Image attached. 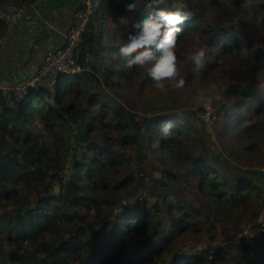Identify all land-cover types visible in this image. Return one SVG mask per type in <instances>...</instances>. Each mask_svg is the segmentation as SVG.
<instances>
[{
  "label": "trees",
  "instance_id": "obj_1",
  "mask_svg": "<svg viewBox=\"0 0 264 264\" xmlns=\"http://www.w3.org/2000/svg\"><path fill=\"white\" fill-rule=\"evenodd\" d=\"M23 1L27 0H0V2ZM113 1L92 0L93 11L83 33V44L95 59H100L98 54L106 49V46L97 45L95 29L99 37H102L105 31L103 24L105 14L109 13L110 21L113 23L122 13L117 3L113 4ZM170 1L171 5L175 1L178 2V0ZM131 2L133 1L128 3ZM134 2L138 10L131 14L132 23L141 20L152 10L145 7L148 0H134ZM183 2L188 5L186 10L190 11L192 16L181 25L183 31L178 35L176 46L181 41L185 40L183 43H186L193 39L192 41L198 42L203 37L205 42L202 47H207L205 69L211 65L207 56L227 55V62L232 63L239 72V79L224 87L225 96L231 99L236 109L235 117L224 124V129L231 134L232 140L242 135L243 131H245V141L251 140L252 136L261 139L264 136L262 126L264 124V46L255 47L250 61L247 62L245 58L238 56V51L246 45L244 40L248 34L243 29H236L233 25L229 27L227 24L235 13L241 12L250 30L258 27L264 32V0H190L189 2L183 0ZM227 3L232 6L228 8ZM204 15L214 18L210 22ZM258 17L261 18L259 21ZM5 25L6 23L0 18V33ZM131 31L133 29L130 23L124 38ZM120 46V44L112 46L117 52L120 68L105 67L106 74L110 76L111 86L116 90L122 87L119 77H124L123 71H125V58H122L118 51ZM229 52L233 53L232 58L236 61L230 59ZM115 61H112L111 65L114 66L117 63ZM91 67V71H81L75 73L73 77L67 73L62 74L52 92L42 87L30 88L23 97L14 101L13 107L5 104L0 89V204L4 202L12 204L9 208L0 209V239H5L8 246L7 264H70L71 253L79 256L74 264H156V260L162 261L160 264H212L208 259L211 254L218 253L220 257L231 259L228 248L235 241L243 243L241 247L243 264H264V244L258 245L260 238L264 240V231L259 229L257 220L258 208L264 206V196H261L260 189L252 177L242 172L232 179L222 173L220 171L222 161L219 160L218 155H209L201 137H199V150L194 155L188 154L180 144L181 135L190 131L188 122H193L192 116L186 111L137 117L134 113L124 112L122 106L114 109L108 102L102 101L97 89L89 90L90 79L97 80L96 68L92 63ZM192 67L193 65L188 61L189 80H192L195 72ZM69 77L73 78V82H63L68 81ZM149 80L145 73L143 81ZM75 84L81 86V93L82 91L85 93L87 102L85 106H81L75 99L65 102L71 97ZM152 99L157 104L167 102L166 96L158 98L155 96ZM252 102L256 105L252 113L250 114L248 110L244 115L243 110H246ZM95 105H98V109L92 110L90 107ZM199 108L202 111L204 109ZM214 109L216 114L221 109L225 110L224 102H219ZM35 114L43 127L51 131L60 141L57 147L46 143L28 126H21L26 121L32 123ZM254 115L258 118L257 121L254 120ZM108 117L114 121L108 119L103 127L115 129L116 136H103L104 143L87 140V134L94 130L95 122ZM196 120L202 125L199 118ZM169 122L172 124L173 135L169 139H162L160 130ZM239 125H243V128H239ZM68 131L71 132L70 135ZM146 134L154 136L159 141V145H155V148L162 157L176 163L177 169L183 171L186 178L195 181L200 196L208 204L217 208L223 207L222 203L230 205V209L224 211V216L228 212L235 211L238 204H242L244 211L246 207H250L252 211L250 210L249 216L254 221L251 228L254 230L256 240L249 244L244 239L246 233H238L241 228L234 222L236 228L230 237L231 243L224 241L205 245L191 253H179L167 258V253L174 248L176 232L188 231L185 217L189 215V211L182 212L179 217L175 215L176 210L183 207L182 205L175 207L171 200L177 195L169 183L176 180L171 169L161 171L166 179L160 178L150 182L147 147L142 142ZM71 137L76 139L77 144L84 141L85 150L80 153V159L75 158L72 161L69 166L70 174L66 180L64 159L68 151L76 149V146L71 145ZM105 143L128 147L132 154L129 157L121 154L120 159L117 156L105 157L107 155ZM236 146L240 149L239 153L245 155L252 154L251 151L255 149L254 143L244 145L240 139ZM237 148L230 149L233 151ZM123 163L127 168L124 177L112 183L108 181L103 183L102 173L105 172V166L110 165L117 169ZM131 164H135V169L140 171L136 177L133 176ZM55 183H60L57 193L52 191ZM130 183L133 184L138 197H141L139 189L148 184L147 187L154 198L151 205L144 203L140 206L136 199L124 201L122 191ZM86 186H90L88 189L91 195L86 192ZM104 195L109 196L106 209L101 205V198ZM13 197H17L22 203L14 204ZM80 207L93 208L94 212L84 213ZM114 208L118 209L114 210ZM162 210L170 216L166 220L165 227H160V219L156 218L157 213ZM38 233H42L44 237H40ZM235 234L237 240L234 239ZM251 235L252 232L246 237ZM127 243H131L133 249L126 255L124 247ZM138 245L142 246V250L136 253L135 249ZM249 245L255 247V253H250ZM83 249L86 251H82ZM150 253L157 254L153 263L150 261ZM0 264L4 263L0 260Z\"/></svg>",
  "mask_w": 264,
  "mask_h": 264
},
{
  "label": "rangeland",
  "instance_id": "obj_2",
  "mask_svg": "<svg viewBox=\"0 0 264 264\" xmlns=\"http://www.w3.org/2000/svg\"><path fill=\"white\" fill-rule=\"evenodd\" d=\"M129 1L133 0H114L113 4L116 2L122 10L121 14H126L124 13V8ZM186 1L189 2L190 0ZM175 3L177 2L175 1ZM231 6V4L227 3L228 8H230ZM160 7L167 10H173L170 0H166L165 4L161 5ZM204 16L210 22L212 18H214L210 15ZM233 17L230 22L228 21L229 23L227 25L229 27L233 25L236 27V29H243V31L248 34L247 38L244 40L246 45L238 51V56L245 58V60L249 62L253 49L255 47L264 46V32H262L258 27L250 30L249 26L247 25L248 23L246 22V18L241 12L235 13ZM104 18V34L102 37H99L98 32L95 29V41L99 47L106 46V49L104 48L100 52V54H98V58L100 59H95V56L91 53L90 61L96 68L95 74L97 76V80L94 78L90 79L89 90L95 91V89H97L99 91V98L102 101L108 102L114 109L122 106L124 112L134 113L135 115H137V117L163 115L165 113L167 114L177 111H186L192 116L191 119L193 120V122H188L190 131L184 132L180 137V144L184 146L183 148L185 149V151L190 155H194L199 150V137H201L208 148L207 150L209 155H218L219 160L222 161V166L220 167V171H222V173H225L232 179L242 172L248 173V175L252 177L254 183L259 187L260 194L263 197L264 184L262 177L259 176V172L264 170V136L261 139H259L257 136H252L251 140L245 141V131H243L242 135L232 140L231 134L224 129V124L226 122L229 123L230 119L235 117L236 115V109L234 108L231 99L226 97L223 92L224 87L229 85L231 82H235L239 79V72L233 67L232 63L227 62V55L223 56L221 54L219 57H215L214 55L207 56L208 60L211 61V65L209 67H206V69L204 68L201 72H194L192 80H189L187 78L188 74L190 73L188 69L187 57L190 56L197 47H202L205 39L201 37L198 42H194L192 41L193 39H190V41L183 43L185 41L184 40L181 41L178 46H176L179 78H183L185 80V86L182 89L177 90L172 87H168L167 91L160 92L153 86V82L151 79L146 82L143 81V77L145 74L143 69L133 68L129 70L125 68V71H123L124 77H119V81L122 84V87L121 89L116 90L111 86L110 76L106 74L107 71L105 72V67H107L108 69L114 67L120 68L119 59H117V52L112 46H115L116 44H120L122 46L123 43L126 42V38H124V35L125 32L129 29L130 24L114 29L112 27L113 23H111L110 21L109 13H106ZM260 19V17L257 18L258 21ZM232 54V52H229V55L231 56L230 59L236 61L235 58H232ZM112 61H115L117 63H115L113 66L111 65ZM72 77H69L68 81L63 82H73ZM213 85L214 88L211 87ZM80 87L81 86L78 84L74 85L71 97L66 99V103L69 102L70 99H75L81 106L86 105V96L84 91H82L81 93ZM131 89L132 91H130ZM138 90L139 92H137ZM201 90H204L205 97H212L211 103L207 102L206 99L201 100ZM155 96L157 98L159 96H166L167 102L164 104H157L155 103V100L152 99V97ZM219 102H224L226 109H221L220 112L216 114L214 113V107H217ZM255 106L256 105L254 102H252L251 105L247 106L246 110H243L244 115L247 114L248 110L251 114ZM199 107L204 108L203 111L200 110ZM90 108L92 110H97L98 105L91 106ZM197 118L202 121V125L200 124L199 120H196ZM108 119L110 118L108 117L97 120L95 122L94 130L87 134V140H94L96 142L104 143L103 136L115 137V129L111 130L103 127L104 123H106ZM257 119L258 118L254 115V120L257 121ZM110 120L114 121V119ZM32 121V123L30 121L23 122L21 126H28L34 131L35 135H37L38 137L41 136L42 139H44L45 142L50 144L52 147H57L60 144V141L57 140L56 137H54L53 133L43 127L37 114L34 115ZM245 124H247V122ZM243 125H239L238 127L243 128ZM262 126L264 127V124ZM68 133V135L71 134V132L69 131ZM142 139V142L146 144L147 147L146 150L148 168L150 170V182H154L160 178L166 179V176L163 175L161 171L163 169H171L173 171V174L176 176V180L174 182L170 181L169 183L175 189L177 194L171 200L175 207H178L180 205H182L183 207L180 210H176L175 215L176 217H179L182 212L189 211V215L185 217L188 223V231L185 233H181L179 231L176 232L173 241L174 248L167 253V258H172L179 253H191L192 251L205 245H214L215 243H222L224 241L231 243L230 237L233 233V230L236 228L233 225L234 222L237 224V227L241 228L238 233H246V235H248L252 232L253 235H255L254 230L251 228V225L254 221H252V217L249 216L250 210L252 211L250 207H246L244 211L242 204H238V208H236L235 211L228 212L226 216H224V211H228L230 209L229 204L222 203L223 207L220 208H217L212 204H208L205 199L200 196L195 181L192 178H186L183 175V171L180 172L177 169L176 163H174L173 161H167L157 152V149L155 148L157 139H155L154 136L146 134ZM239 139L244 145L254 143L255 149L254 151H251L252 154L245 155L244 153H239L240 149H238L236 146ZM105 146L107 147V155L105 157L117 156L120 159L121 154L128 157L132 154V151L125 146H116L114 144L109 145L107 143H105ZM231 147L237 149L231 151ZM75 158H81L78 154H76L75 149L73 151H68V154L64 159V165L66 168L64 178L66 180L70 174L69 166L71 165L72 161L75 160ZM131 167L133 176L136 177L137 175H139L140 171L135 169V164H131L130 168ZM126 169L127 168L124 163L117 169H115L113 166L106 165L105 172L102 173L103 183L105 181L112 183L115 182L118 178L124 177V174L127 172ZM147 186L141 187L139 189L141 192V197H138L137 191L134 190L133 184L130 183L129 186L122 191V197L124 201H134L136 199L137 204L140 206L144 205V203L145 205H151L154 198L150 193V189H148L149 186ZM88 187L86 186V192L90 194ZM59 189L60 186L58 187V190ZM107 199H109L108 195H104L101 198V205L105 209L107 208ZM13 201L14 204L22 203V201L17 197H13ZM251 201L252 199H250V202ZM122 203L123 201H121V204ZM11 206V203L4 202L0 204V209H3L4 207L9 208ZM262 207L258 208L259 220L264 217V211ZM117 209L118 208H114V210ZM80 210L84 213L94 212L93 208L88 209L87 207H80ZM156 218L160 219L159 226L165 227L166 220L170 218V216L165 210H162L157 213ZM167 231L169 232L168 227ZM38 235L40 237H44L42 233H38ZM246 235L244 239L246 238ZM234 239H238L237 234H235ZM262 244H264V240L260 238L258 245ZM242 245V241H235L234 244H231L229 246L228 251L232 256L231 259L220 257L218 253L217 255L215 254L209 256L210 258L212 257V259H210L209 257L208 259L212 262V264H243L244 258L242 257ZM131 249H133L131 243H127L124 247V253H126L127 255V252ZM7 250L8 246L6 240L1 238L0 260L4 264H7ZM141 250V245H138L135 249L136 253L140 252ZM82 251L85 252L86 250L83 249ZM255 251V247H253V245L250 246V253H255ZM156 256L157 254L150 253V261L152 263L155 262L153 259ZM78 257V255L71 253L70 264H74ZM155 263L160 264L162 263V261L156 260Z\"/></svg>",
  "mask_w": 264,
  "mask_h": 264
},
{
  "label": "clouds",
  "instance_id": "obj_3",
  "mask_svg": "<svg viewBox=\"0 0 264 264\" xmlns=\"http://www.w3.org/2000/svg\"><path fill=\"white\" fill-rule=\"evenodd\" d=\"M166 0H148L145 5L152 9L141 20L132 23V15L138 8L134 2L125 5L124 13L116 17L112 27L127 26L131 23L133 31L129 32L126 42L119 47V55L125 58L126 69H143L146 76L153 82V86L160 92L168 87L180 90L185 86V80L179 78L177 67V39L183 31L181 25L191 19L192 13L187 11L188 5L178 0L172 5L173 10L161 8ZM207 47H197L187 60L193 65L192 70L201 72L205 68ZM167 82V83H166ZM214 88V85L211 86ZM201 100L211 103L212 97H205L204 90L200 93ZM172 124L165 123L160 135L162 139H169L173 133ZM159 141L156 142V146ZM58 189H54L57 193Z\"/></svg>",
  "mask_w": 264,
  "mask_h": 264
},
{
  "label": "built area",
  "instance_id": "obj_4",
  "mask_svg": "<svg viewBox=\"0 0 264 264\" xmlns=\"http://www.w3.org/2000/svg\"><path fill=\"white\" fill-rule=\"evenodd\" d=\"M33 3L34 0L0 2V18L5 23H11L19 19L26 7ZM92 11V0H76L69 25L64 32L62 44L44 53L34 75L21 86H18L14 82L0 84V89L3 92L7 106L13 107L14 101L23 97L30 88L42 87L48 91H54L59 76L64 73L74 75L81 71H91V53L84 47L83 33L87 23L90 21ZM84 150V141L76 144V154L80 155ZM259 176L262 177L264 184V170L259 172ZM258 223L259 229L264 231V217L261 220L258 219ZM245 239L249 244H252L256 240V237L255 235H251Z\"/></svg>",
  "mask_w": 264,
  "mask_h": 264
},
{
  "label": "crops",
  "instance_id": "obj_5",
  "mask_svg": "<svg viewBox=\"0 0 264 264\" xmlns=\"http://www.w3.org/2000/svg\"><path fill=\"white\" fill-rule=\"evenodd\" d=\"M75 3L34 0L19 19L6 23L0 33V84L13 82L11 74L19 68L34 75L44 53L62 44Z\"/></svg>",
  "mask_w": 264,
  "mask_h": 264
},
{
  "label": "water",
  "instance_id": "obj_6",
  "mask_svg": "<svg viewBox=\"0 0 264 264\" xmlns=\"http://www.w3.org/2000/svg\"><path fill=\"white\" fill-rule=\"evenodd\" d=\"M11 75H12L13 82H15L18 86L23 85L26 82L27 77L28 78L30 77V74L26 71L25 68H19L16 71H13ZM70 142L73 147L76 146L77 141L74 137H71ZM59 186H60V183L53 184L52 191L54 192V189H58Z\"/></svg>",
  "mask_w": 264,
  "mask_h": 264
}]
</instances>
